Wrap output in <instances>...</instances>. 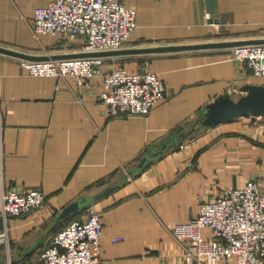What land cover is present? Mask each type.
<instances>
[{
  "label": "crops",
  "instance_id": "crops-1",
  "mask_svg": "<svg viewBox=\"0 0 264 264\" xmlns=\"http://www.w3.org/2000/svg\"><path fill=\"white\" fill-rule=\"evenodd\" d=\"M49 1L0 0V47L34 56L84 53L83 39L34 35V12ZM119 1L137 12L125 49L264 39V0ZM118 67L149 68L165 82L166 99L148 116H112L100 99L101 77L86 88L31 76L20 58L0 53V187L46 195L41 208L7 220L13 264L41 263L52 235L90 207L104 223L102 264H185V246L171 233L176 223L225 188L255 179L264 187L263 117L192 130L219 96L237 99L245 86L264 84L232 47L105 57L106 70ZM174 132L175 144L162 151ZM146 154L147 166L125 185L83 202L121 182ZM76 202L82 206L62 218ZM8 263L2 247L0 264Z\"/></svg>",
  "mask_w": 264,
  "mask_h": 264
},
{
  "label": "built area",
  "instance_id": "built-area-1",
  "mask_svg": "<svg viewBox=\"0 0 264 264\" xmlns=\"http://www.w3.org/2000/svg\"><path fill=\"white\" fill-rule=\"evenodd\" d=\"M137 28V12L119 0H50L34 12L32 29L41 35L63 37L72 44L83 39L84 53L123 49ZM234 59L252 77L264 79V43L232 47ZM31 76L57 77L89 88L101 77V101L112 116H148L166 99L165 82L149 68L132 72L126 67L105 69V57L87 56L48 60L21 59ZM184 145H181V148ZM46 202L39 189L0 187V248L8 253L6 223L10 217L27 215ZM104 223L101 213L87 209L49 239L39 264H102ZM209 230L212 235L206 236ZM185 246V264H264V187L249 180L244 188H225L201 205L189 221L171 228Z\"/></svg>",
  "mask_w": 264,
  "mask_h": 264
},
{
  "label": "water",
  "instance_id": "water-1",
  "mask_svg": "<svg viewBox=\"0 0 264 264\" xmlns=\"http://www.w3.org/2000/svg\"><path fill=\"white\" fill-rule=\"evenodd\" d=\"M264 43V39H252L243 41H221V42H210L201 44H186V45H169L160 47H150V48H128L119 49L113 51H103V52H90V53H77L68 55H55V56H34L29 55L20 51L11 50L5 47H0V53L14 56L20 59L27 60H48V59H63V58H73V57H87V56H117V55H131V54H146V53H158V52H168V51H179V50H196V49H207V48H223V47H234L242 44H255ZM244 95L234 99L229 94H224L216 98L213 102L209 103L206 110L200 120L198 121V127H194L192 130L195 131L199 128L209 129L215 127L219 124L228 123L237 118L242 117H263L264 118V84L260 85H248L243 88ZM192 131V132H193ZM190 134V133H189ZM177 132H174L167 141L159 144L160 149L166 150L175 144L177 138ZM184 138V135L183 137ZM151 155L146 154L140 162L131 168L128 173H126L124 179L118 184L109 187L103 193L97 197L84 199V203L92 202L95 199H103L108 196L118 188L125 185L130 177L134 174L142 171L150 160ZM81 202L73 203L70 207L66 209L63 217L68 216V214L78 208ZM194 264H197L195 262Z\"/></svg>",
  "mask_w": 264,
  "mask_h": 264
},
{
  "label": "trees",
  "instance_id": "trees-1",
  "mask_svg": "<svg viewBox=\"0 0 264 264\" xmlns=\"http://www.w3.org/2000/svg\"><path fill=\"white\" fill-rule=\"evenodd\" d=\"M200 119H197L196 121H195V125H199V123H198V121H199Z\"/></svg>",
  "mask_w": 264,
  "mask_h": 264
},
{
  "label": "rangeland",
  "instance_id": "rangeland-1",
  "mask_svg": "<svg viewBox=\"0 0 264 264\" xmlns=\"http://www.w3.org/2000/svg\"><path fill=\"white\" fill-rule=\"evenodd\" d=\"M264 80V79H263Z\"/></svg>",
  "mask_w": 264,
  "mask_h": 264
}]
</instances>
